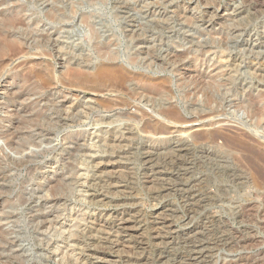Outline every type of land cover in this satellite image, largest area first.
Returning a JSON list of instances; mask_svg holds the SVG:
<instances>
[{"label": "rangeland", "instance_id": "rangeland-1", "mask_svg": "<svg viewBox=\"0 0 264 264\" xmlns=\"http://www.w3.org/2000/svg\"><path fill=\"white\" fill-rule=\"evenodd\" d=\"M8 17L0 264H264V154L245 150L264 153V0H0ZM100 45L126 82L66 76ZM223 127L243 148L199 140Z\"/></svg>", "mask_w": 264, "mask_h": 264}, {"label": "bare ground", "instance_id": "bare-ground-1", "mask_svg": "<svg viewBox=\"0 0 264 264\" xmlns=\"http://www.w3.org/2000/svg\"><path fill=\"white\" fill-rule=\"evenodd\" d=\"M56 14V13H55ZM218 16L219 17H224L226 16L227 12H223L222 10H220L218 13ZM53 16V15H52ZM23 23V20L21 18H18V17H11V18H0V66L2 65L3 61L5 60V58L9 55V53H12V52H15L17 51V48H16V40H13V39H9L10 37H6L8 35L5 36V33H2L3 32V29H8V31L11 29V28H14L15 25H18V24H22ZM12 30V29H11ZM2 31V32H1ZM8 33V32H7ZM13 34V33H12ZM11 35V34H10ZM9 39V40H8ZM18 40V39H17ZM20 41V40H19ZM96 51H97V60H96V63H92V62H87V66L91 69L89 71H86V70H83L82 68H79V67H72V68H68V72L65 73L66 76H69L72 78V80L74 81L75 80H78V79H82L83 81H87V82H95V81H99L100 79H104V78H107V77H112V78H115L117 80L118 83H124L126 82L129 78H128V75L130 74L128 69L124 68L120 63H118L116 61L117 59V56H116V52H113V51H108L107 48L104 46V45H100V46H97L96 47ZM17 54V53H16ZM182 55V54H181ZM14 54L12 53V56L13 57ZM10 57V56H9ZM8 58V57H7ZM9 59V58H8ZM220 60V59H219ZM92 66V67H90ZM129 73V74H128ZM132 73V72H131ZM42 73L40 72H37V73H34V74H31L29 75L26 79L27 81H30L32 78H42V80H46V78H44L43 75H41ZM132 75V74H131ZM135 75V73H134ZM59 82V80H58ZM43 83V82H42ZM31 85V84H30ZM195 86V85H194ZM197 86V85H196ZM146 88L147 90H151V91H154V92H157V93H160L161 90L159 89V86L157 84H148L146 85ZM29 90H32V89H29L28 87H24L22 88V93H27ZM123 90V89H122ZM33 91V90H32ZM159 91V92H158ZM209 100V99H208ZM116 104H127V102H125L124 100L122 101H119L117 102ZM169 105V104H168ZM163 107V106H162ZM162 109V108H161ZM164 109V108H163ZM163 109L161 110V112L163 111ZM160 110V109H159ZM147 112V111H146ZM159 112V111H158ZM156 113V112H155ZM157 114V113H156ZM160 114V113H159ZM162 114L165 115V119L166 117H170L171 119H177V116H178V111L176 110L175 106H167L164 111L162 112ZM160 114V115H162ZM180 114V113H179ZM36 115V114H35ZM38 115V114H37ZM35 118L33 120H35L34 123H37L39 124L37 121V119H39L37 116H34ZM134 117V116H133ZM132 117V118H133ZM214 117V116H213ZM22 118V117H21ZM160 117H157L156 119H158ZM164 120V116L161 117V120ZM131 119V118H130ZM135 119V118H133ZM148 119V120H147ZM147 128H150L152 130H154L153 132H162V123H160L158 120H154L152 118H147ZM169 119V118H167ZM40 120V119H39ZM178 120V119H177ZM168 121V120H167ZM166 121V122H167ZM169 121H172L173 120H170ZM165 122V123H166ZM175 123V121H173ZM177 122V121H176ZM144 123V122H143ZM210 123V122H209ZM164 124V123H163ZM168 124V123H167ZM173 124V123H172ZM176 124V123H175ZM210 125V124H209ZM212 125V124H211ZM169 126V125H168ZM35 127V126H34ZM40 128V127H39ZM146 127L144 128L145 130L147 129ZM224 127L223 128H219V129H214V130H210V131H207L205 133H202L199 135V140L201 139H204V140H208L210 142H213L214 140H216L217 138H223L224 139V142L225 143H232L231 145H239L241 146L242 145V141L241 139L239 138V136H236V135H227V134H224ZM17 130V129H16ZM151 130V131H152ZM150 131V132H151ZM168 131V130H166ZM164 132V131H163ZM162 132V133H163ZM166 136V135H165ZM153 137V136H152ZM198 137V136H196ZM195 139H198V138H195ZM214 143V142H213ZM216 144V143H215ZM245 145V144H244ZM237 147V146H236ZM242 148H243V145H242ZM245 150H247V152L252 156V157H256V159H261L263 158V152L261 150L257 151L256 149H253L252 147H249L248 145H245ZM242 157V156H241ZM245 157V156H244ZM258 159V160H259ZM149 161V160H148ZM217 163V162H216ZM111 171V170H110ZM255 172V171H254ZM263 175V174H262ZM259 177V176H258ZM202 198V197H201ZM128 211V210H127ZM119 220V225L125 227V228H128L129 230L130 229H134V225H132L131 223V219H128V218H124V217H121L120 219L118 218ZM105 222V221H104ZM102 224V223H101ZM118 225V226H119ZM121 226V227H122ZM122 227V228H123ZM137 229V227H136ZM200 232V231H199ZM192 234V233H191ZM4 236L3 234V231L0 230V238H2Z\"/></svg>", "mask_w": 264, "mask_h": 264}]
</instances>
